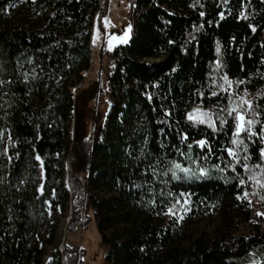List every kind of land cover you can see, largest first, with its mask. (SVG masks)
<instances>
[{
    "label": "trees",
    "instance_id": "trees-1",
    "mask_svg": "<svg viewBox=\"0 0 264 264\" xmlns=\"http://www.w3.org/2000/svg\"><path fill=\"white\" fill-rule=\"evenodd\" d=\"M21 1L34 14H51L44 28L34 30L25 19L15 28L2 25L7 7ZM105 2L0 0V132L11 138L9 148L0 147L1 154L7 149L0 163V264H45L49 247L56 249L49 264H78V251L66 241L58 247L57 227L41 238L47 205L65 212L70 201L67 236L86 227L93 213L107 249L106 264H264V230L235 241L227 231L222 238L201 235L190 247L182 243L185 220L218 208L226 220L233 212H246L248 200L236 194L249 191L251 183L238 188L237 180L221 178L239 173L247 180L239 165L236 172L213 170L202 180L173 181L163 175L169 161L195 168L182 153L201 138L214 152L205 162L193 144L190 155L198 164L227 163L221 149L231 139L233 118L225 113L227 123L220 128L217 121L213 132L187 119L197 106L217 113L239 105L236 93L247 90L264 123V0H134L131 39L112 53L106 141H72V89L91 67L93 28ZM165 109L171 116L164 115ZM182 132L188 141H181ZM249 143L248 163L260 162L264 145L257 138ZM37 156L43 162L41 195ZM257 190L264 210V189ZM169 191L191 193V204L185 206L190 211L176 205L184 216L180 223L177 216L164 214L175 202Z\"/></svg>",
    "mask_w": 264,
    "mask_h": 264
},
{
    "label": "rangeland",
    "instance_id": "rangeland-1",
    "mask_svg": "<svg viewBox=\"0 0 264 264\" xmlns=\"http://www.w3.org/2000/svg\"><path fill=\"white\" fill-rule=\"evenodd\" d=\"M24 3L25 1H21L9 5L6 9V19L2 25L15 28L25 19L26 23H29L34 30L44 28L47 25V17L51 14H34ZM133 8L134 0H106L103 9L95 19L92 34L91 67L88 71L82 72L83 80L76 88L72 89V93H74L73 122L70 128L72 141L80 137L91 141L96 137L101 142L106 141V129L112 106L109 84V76L114 67L112 53L117 46L128 44L131 39L135 20ZM236 94L237 97L244 96L245 99L253 102V94L249 92H247V96H245V92ZM245 107L247 106L245 105ZM262 115L260 113V117ZM77 126L80 129L79 131ZM78 133H80V136H78ZM9 137L7 134L2 135L0 147L2 144L6 148L11 146ZM2 154H4V158H7L6 152ZM2 154L0 152V163L2 162ZM38 173L36 187L41 195L43 191L39 190L42 189L40 168ZM63 180L67 185V160L64 162ZM250 186L247 200H250L251 203L248 202L246 212H233L230 219L226 220L222 215L221 209L218 208L203 218L195 217L189 223H187L189 220H185L186 222L181 224L185 233L182 240L183 246L190 247L195 238L201 235L205 240L216 237L222 238V234L228 231V237L231 241H235L242 236H253L257 230L262 233L264 230V215H258V213L264 214V210L260 207L256 195L251 194L254 186L251 184ZM255 190L258 191L257 189ZM71 213V201L68 203L65 212H62L59 207L53 208L48 204L45 222L41 230V238H49L54 228L57 227L55 239L58 247L60 248L66 241L70 248L78 251V264H106L107 249L102 244V237L94 214L90 212V221L86 227L78 228L67 236ZM55 250L52 247L46 249L45 264L51 262V257Z\"/></svg>",
    "mask_w": 264,
    "mask_h": 264
},
{
    "label": "snow or ice",
    "instance_id": "snow-or-ice-1",
    "mask_svg": "<svg viewBox=\"0 0 264 264\" xmlns=\"http://www.w3.org/2000/svg\"><path fill=\"white\" fill-rule=\"evenodd\" d=\"M204 13H201V16H203ZM221 18H223V13H220ZM241 16L243 17L244 14L241 13ZM246 19V17H244ZM252 27V30L255 31L254 26ZM217 51H219V46L217 47ZM225 83L231 87L232 81L228 79L227 76H224L222 78ZM3 81H0V84H2ZM238 84H243L244 81H238ZM218 87H223L222 85H218ZM216 93L213 92L212 95H215ZM203 95V94H201ZM232 95L230 93L229 100L231 101ZM245 96H247V90H245ZM151 99V97H149ZM241 103L239 105L233 106V107H225L220 109L219 112L213 113L211 110L201 111V109L197 106L192 113H188L187 119L192 121L194 124H205L207 127L211 128L213 132H217V121H219L220 128H223L224 125L227 123V120L225 118V113L228 117L233 118V131L231 134V139L228 142V145L225 147H222V151L227 153L228 160L225 164V167H221L219 164H214L209 168L208 166L198 164L196 160L193 159V157L190 155L193 149V144H195L201 151L197 154L198 158L203 161H207L210 156L213 155V148L211 147L210 141L206 138H201L199 140H193L192 142L187 144L188 153H182V155H185L186 159L191 161L193 164L196 165L195 168L185 167L182 166L180 163L176 161H169L171 167H168L166 171L163 173V175H169L170 179L173 181H180L182 179L184 180H202L210 177L213 174V170L223 173L226 168L231 169L232 172H236L237 165L240 166L244 170V175L247 176V180L244 178V176L237 173L235 177H221L225 179L226 182H228L230 179L237 180V187L240 188L241 186H244L246 184L251 183V185H254V190L251 193L252 195H260L259 192H257L255 189H264V147L259 148V161L255 164L248 163L252 159V155L249 151L250 143L253 141V138H257L259 140V143L261 145H264V123L259 119L260 112L256 110V108L253 106L252 100L245 99L244 96L239 97ZM245 105L247 107H245ZM195 113V114H194ZM164 115L166 117L171 116V112L165 109ZM261 124L260 131L257 132L255 130L256 125ZM242 133L244 135H242ZM3 133L0 132V136H2ZM181 141L185 142L189 140V136L187 132L180 133ZM11 138L9 137V140ZM205 149L207 151L205 152ZM179 151V149H178ZM5 152H7V149H5ZM11 159V157H9ZM38 161H41L42 166V160L39 156L36 157ZM153 174L156 173V169H152ZM183 175H180V174ZM168 182L165 181V184ZM42 191V189H39ZM237 199L241 200L242 202L244 200H247L249 197V192L247 191V188L244 189V191L237 192ZM167 196H175V202L171 203V206L167 208V212L164 214L170 215V216H177L176 223H180L184 216L178 215L175 211L176 205H180L183 209V212L187 213L190 211L189 207H185L186 205L191 204V193L181 191L179 193H174L173 191L167 192ZM260 198L264 200V195H261ZM249 203H251L250 200H248ZM152 203V201H150ZM258 215H264L262 213H258Z\"/></svg>",
    "mask_w": 264,
    "mask_h": 264
},
{
    "label": "water",
    "instance_id": "water-1",
    "mask_svg": "<svg viewBox=\"0 0 264 264\" xmlns=\"http://www.w3.org/2000/svg\"><path fill=\"white\" fill-rule=\"evenodd\" d=\"M78 136H80V133H78ZM40 171H41V180H42V185H43V180H44V177H43V168H42V166L40 165ZM67 186H68V182H67ZM41 188H42V186H41Z\"/></svg>",
    "mask_w": 264,
    "mask_h": 264
},
{
    "label": "flooded vegetation",
    "instance_id": "flooded-vegetation-1",
    "mask_svg": "<svg viewBox=\"0 0 264 264\" xmlns=\"http://www.w3.org/2000/svg\"><path fill=\"white\" fill-rule=\"evenodd\" d=\"M94 139H98V138L95 137Z\"/></svg>",
    "mask_w": 264,
    "mask_h": 264
},
{
    "label": "bare ground",
    "instance_id": "bare-ground-1",
    "mask_svg": "<svg viewBox=\"0 0 264 264\" xmlns=\"http://www.w3.org/2000/svg\"><path fill=\"white\" fill-rule=\"evenodd\" d=\"M41 172V171H40Z\"/></svg>",
    "mask_w": 264,
    "mask_h": 264
}]
</instances>
